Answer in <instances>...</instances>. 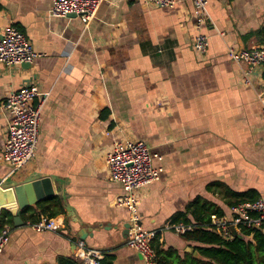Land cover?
I'll use <instances>...</instances> for the list:
<instances>
[{
    "label": "crops",
    "instance_id": "crops-1",
    "mask_svg": "<svg viewBox=\"0 0 264 264\" xmlns=\"http://www.w3.org/2000/svg\"><path fill=\"white\" fill-rule=\"evenodd\" d=\"M52 1L0 0V36L15 26L44 55L30 67L0 64V155L11 118L2 105L34 83L36 104L48 95L36 157L11 181L51 177L65 224L45 233L13 224L0 264H80L79 241L110 264H146L126 245L129 212L115 203L122 187L106 164L119 139L142 140L162 157L160 180L141 193L139 224L181 257L196 244L168 227L189 205L229 215L234 194L264 196V67L248 85L249 67L229 56V48L264 46V0H210L200 30L192 0L173 9L105 0L88 29L78 17H50ZM200 32L209 38L205 56L192 48ZM7 175L0 162L1 180Z\"/></svg>",
    "mask_w": 264,
    "mask_h": 264
},
{
    "label": "built area",
    "instance_id": "built-area-1",
    "mask_svg": "<svg viewBox=\"0 0 264 264\" xmlns=\"http://www.w3.org/2000/svg\"><path fill=\"white\" fill-rule=\"evenodd\" d=\"M210 0H192L196 28L198 30L210 19L208 4ZM105 0H53L49 16L52 18H67L76 15L88 29L90 23ZM181 0H142L143 5L150 8H175ZM193 50L205 56L209 48V38L199 33L192 42ZM229 56L240 67L247 65L244 72V82L251 84L250 75L256 68L264 67V46L244 48H229ZM44 55L35 51L27 37L15 26H8L0 36V64L7 68L19 65H34ZM34 83L25 85L17 92L7 96L2 107L10 115L6 129L5 144L0 155V162L8 168V175L3 179L22 171L36 157L40 135L42 110L47 96L39 104L35 103L40 96L39 89ZM264 117V95H259ZM162 157L154 154L142 140H116L106 155L109 177L122 187V193L115 199L118 207L129 212L130 225L126 245L137 251L146 264H156L155 251L151 245L157 236L155 232H147L139 224V208L141 193L150 184L161 177V170L155 168L154 162ZM64 219L59 216L54 219L41 218L36 224H29L37 232H59L64 228ZM264 225V196L254 202H246L230 209V214L224 217L212 216L211 229L226 240H231L242 229H254ZM182 235L190 228L183 225L168 227ZM10 241V227H5L0 234V255ZM78 254L83 259L80 264H99L104 252L89 249L84 241L77 243Z\"/></svg>",
    "mask_w": 264,
    "mask_h": 264
},
{
    "label": "trees",
    "instance_id": "trees-1",
    "mask_svg": "<svg viewBox=\"0 0 264 264\" xmlns=\"http://www.w3.org/2000/svg\"><path fill=\"white\" fill-rule=\"evenodd\" d=\"M258 34L264 36V28ZM234 202L230 203V209L246 202H254L259 197L250 194H234ZM66 214L62 199L54 197L39 203L36 207H30L21 213L23 220L28 224H36L41 218L54 219ZM224 217L222 209H216L212 205L196 201L189 205L184 212L179 213L172 225H183L190 228L182 238L188 243H194V252L181 257L173 249H164L157 235L151 242L155 251L156 264H264V225L251 230L242 229L241 234L235 235L231 240L224 239L211 229L212 216ZM14 224L12 215L7 211L0 212V234L5 227ZM173 231V230H172ZM105 254L99 264H110L105 261ZM58 264H79L75 259L61 257Z\"/></svg>",
    "mask_w": 264,
    "mask_h": 264
},
{
    "label": "water",
    "instance_id": "water-1",
    "mask_svg": "<svg viewBox=\"0 0 264 264\" xmlns=\"http://www.w3.org/2000/svg\"><path fill=\"white\" fill-rule=\"evenodd\" d=\"M70 17H77L72 15ZM30 67L29 64H25ZM57 191L51 177H31L25 183L17 184L11 179L5 181L0 178V212L7 211L13 217V222L16 227L23 226L24 221L21 213L30 207H35L42 201L56 197ZM130 225H125L124 235L128 234ZM81 239H85L83 234H80ZM188 252L194 253L197 257L198 253L193 249H188Z\"/></svg>",
    "mask_w": 264,
    "mask_h": 264
}]
</instances>
